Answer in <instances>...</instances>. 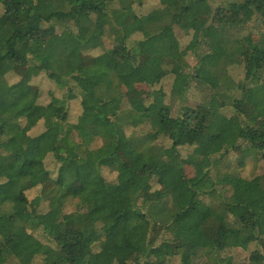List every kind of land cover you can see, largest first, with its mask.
Listing matches in <instances>:
<instances>
[{
  "label": "trees",
  "instance_id": "trees-1",
  "mask_svg": "<svg viewBox=\"0 0 264 264\" xmlns=\"http://www.w3.org/2000/svg\"><path fill=\"white\" fill-rule=\"evenodd\" d=\"M145 1L0 0V264H236L225 255L235 248L249 252L242 264H264V173L220 169L242 145L264 164V33H244L264 24V0H166L138 12ZM176 27L192 34L193 66ZM165 59L180 71L170 99ZM18 68L62 98L40 102ZM114 81L124 89L112 93ZM193 86L204 92L194 106Z\"/></svg>",
  "mask_w": 264,
  "mask_h": 264
},
{
  "label": "rangeland",
  "instance_id": "rangeland-1",
  "mask_svg": "<svg viewBox=\"0 0 264 264\" xmlns=\"http://www.w3.org/2000/svg\"><path fill=\"white\" fill-rule=\"evenodd\" d=\"M165 1L166 0H147L144 2V5L139 9L138 12H150L160 7ZM217 2L218 0H214L212 2L214 7L217 5ZM174 32L176 34L175 37L177 39L179 46L181 47L182 50L186 52L187 61L193 66L195 64V57L192 54V50L189 48V43H190V40L192 39V34H187L183 30L177 27L175 28ZM249 32L253 33V35L256 38H258L257 36H259L261 33H264V24L261 22H258L257 20L252 21L249 24L248 29L244 30V33H249ZM105 45L108 47L112 46V38L110 36H107L105 38ZM175 64L176 62L171 59L164 60V65L170 70L171 74L168 75V77L160 84V86H162L169 94L168 99H170V96L172 93V86H173L175 76L180 74L179 70L178 72H174L173 69L176 66ZM17 72L20 75H23L24 79L28 80L34 89H39L41 91V97L39 98L40 102L47 103L54 96H57V98H62L64 91L58 88L53 82L48 80L45 76L41 75V76L33 77L31 72L28 71L26 68H18ZM233 74H234L235 79L240 80L244 77V70L242 67H239L236 71H234ZM112 88H113L111 89L112 93L116 92L117 90L124 89L122 84L115 82V81H114V84L112 85ZM150 90H151L150 87H148L147 85L140 84L136 88L135 95L139 98L145 99L150 93ZM203 95H204L203 91H201L198 87L193 86L188 95L189 104L194 106L196 103L202 100ZM177 103L179 102H176L175 104L178 105ZM69 108H70V114H71L69 118L70 121L75 122V123L78 122L80 120V112H79L80 109H79L78 99H75L69 102ZM253 113H254L253 107L248 105L246 107L245 117H249ZM43 128H44L43 122H40L38 126L32 130V134L34 135V134L40 133L43 130ZM142 128L150 129V125L148 124L143 125V126L141 125L136 128V131L141 134L143 131ZM133 130H134L133 128L127 129L128 133L132 132ZM160 139L165 144L167 145L170 144V141L166 137L160 136ZM100 143L101 141L98 139L93 145H98ZM204 145L207 147H210V143H206ZM190 151H191V148H184L182 150L185 157H188V154L190 153ZM46 165H47V168L50 170L55 168V162L51 155L47 157ZM221 166L223 169L236 170L244 176H254V175L264 173L263 162L247 156L244 145L237 147L235 150H231L227 154V157H225V162L222 165H220V169H221ZM186 169H187L188 175L194 174V170H193L192 165L189 162V158H187L186 160ZM102 171H103L104 176L108 180L114 181L116 179V176H117L116 172L111 170L110 168L103 167ZM51 186H52L51 183L42 184V187H44L45 190H47ZM156 187L157 188L159 187L157 192L153 193L150 197H153L154 195L157 196V194L159 193L160 189L163 186L156 185ZM40 189L41 187H36L32 189L28 193L29 197L31 199L35 197L37 194H39ZM41 207L45 209L47 205L43 203ZM74 207H75L74 202H71L68 210L72 208L74 209ZM160 234L161 232L159 230H156L154 232V238H157V235H160ZM225 253H226L225 255H228V254L233 255L234 258L236 259V264H242V263L248 262L249 252L244 251L242 249L235 248V249H231L230 251H226ZM167 264H178V261L174 259L168 262Z\"/></svg>",
  "mask_w": 264,
  "mask_h": 264
}]
</instances>
